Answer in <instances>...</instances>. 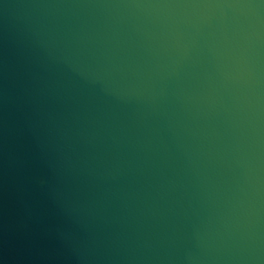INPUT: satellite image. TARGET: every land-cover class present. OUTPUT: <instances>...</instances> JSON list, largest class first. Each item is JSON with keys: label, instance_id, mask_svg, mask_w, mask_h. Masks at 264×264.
I'll return each instance as SVG.
<instances>
[{"label": "water", "instance_id": "1", "mask_svg": "<svg viewBox=\"0 0 264 264\" xmlns=\"http://www.w3.org/2000/svg\"><path fill=\"white\" fill-rule=\"evenodd\" d=\"M0 264H264V0H0Z\"/></svg>", "mask_w": 264, "mask_h": 264}]
</instances>
